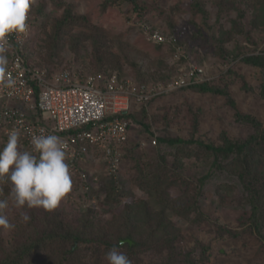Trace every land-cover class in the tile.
Masks as SVG:
<instances>
[{
  "label": "rangeland",
  "instance_id": "1",
  "mask_svg": "<svg viewBox=\"0 0 264 264\" xmlns=\"http://www.w3.org/2000/svg\"><path fill=\"white\" fill-rule=\"evenodd\" d=\"M41 1L45 2L44 10L50 19L62 15L63 8L56 7L50 0H30L29 12ZM65 1L73 3L74 12L88 20L87 28L73 29L84 31L77 47L72 48L66 41L56 55H49L51 21L42 29L35 27L25 45L28 63L44 70L49 80L62 70H69L79 79L95 73L97 57L104 59L111 52L116 56L111 59L119 60L121 68L118 71L108 66L105 72L117 79L157 84L184 70V62H177V56L183 54L187 62L202 66L206 81L218 89L201 92L183 88L153 98L144 104L150 133L141 125L131 123L128 147L137 145L134 151L140 162L147 161L154 166L159 153L164 154L173 172L190 180L196 181L209 171L212 174L199 200L203 219L173 218L180 234L172 247L140 250L129 257L132 264H185L191 259L197 264H264V243L255 234L243 230L250 207L238 180L226 171L213 168L211 158L205 153H199V158L186 155L180 165L173 167V157L168 152L175 147L158 142L154 145L157 136L193 138L214 144H222L227 139L244 141L264 129V69L243 61L245 55L264 54L263 8L256 0H224L222 6L206 1V13L202 15L192 11V0H138L139 11H134L125 0ZM150 26L167 37L177 38L181 48L177 56L168 43L158 46L149 39L146 30ZM98 33L101 40H96ZM221 38L226 40L221 42ZM0 54L6 56L3 52ZM239 113L252 116L259 127L239 119ZM38 123L49 124L50 120L38 117ZM5 143L0 135V148ZM18 147L27 149L22 145ZM100 160L99 155L94 164L87 165L91 173L96 172L98 182L95 179L84 184L71 178L69 192L55 208L63 221L77 225L87 213L97 220L107 221L132 197L156 204L135 183L138 167L134 159L125 157L114 178L108 176ZM260 170L264 174V165ZM105 183H113L117 192H123L119 201L105 200L99 189ZM224 183L233 184V190L222 191L220 185ZM86 190H90L89 195ZM0 200L8 201V207L0 210V214L14 225L11 228L0 226V245L9 246L20 240L18 228L25 222L22 217L30 207L15 205L7 178L0 179ZM202 248L205 259L200 263ZM110 249L105 244H79L80 262L108 264L105 254Z\"/></svg>",
  "mask_w": 264,
  "mask_h": 264
},
{
  "label": "trees",
  "instance_id": "2",
  "mask_svg": "<svg viewBox=\"0 0 264 264\" xmlns=\"http://www.w3.org/2000/svg\"><path fill=\"white\" fill-rule=\"evenodd\" d=\"M50 1L56 7L63 8L60 17L50 19L49 14L44 10L46 5L44 1L39 2L30 11V14L32 24L36 29L44 28L47 22L51 21V31L48 34V53L52 56L57 54V50L63 48L66 41L71 43L72 48L77 47L84 31L75 32L73 29L76 27L87 28L88 20L84 15L74 12L73 3L65 0ZM125 1L134 11L140 10L138 0ZM206 1H214L222 6L224 0H192V11L205 15ZM256 1L264 10V0ZM148 30L156 29L150 26ZM95 37L96 40L102 38L99 33ZM225 40V38H221V42ZM169 41L167 43L171 46L174 54L181 51L177 38L175 42ZM162 44L164 43H157L158 46ZM108 54L104 59L102 56L97 57L98 64L95 65V73L111 75L105 72L108 70V66L120 70V61L111 59L116 58L111 52ZM243 61L264 69V54H248L243 56ZM177 62H184L186 66L188 64L183 54L178 56ZM183 88L201 92L218 91L209 81L191 84ZM151 100L153 98L140 104L138 109L121 114L128 121L129 133L132 122L141 125L149 132V124L146 122L147 110L144 104ZM237 116L241 120L258 126L252 116L240 113ZM3 139L5 140V137ZM154 141V145L158 142V144L175 147L174 151L168 152L173 157V167L180 165L181 159L186 155L193 154L199 158V153H205L206 157L211 158L213 168L226 171L236 178L241 186L244 200L250 207V214L243 223V230L255 234L264 243V174L260 170L264 165V129H259L258 134L252 135L244 141L227 139L222 144L205 143L199 139H185L177 136H157ZM128 142L129 136L121 143H113V146L120 152L116 172L120 170L125 157L134 159L135 165L138 167L135 183L149 198L153 199L155 205L145 198L132 197L109 220H97L93 214L87 213L77 225L60 219V214L56 209L49 211L42 207H31L27 210L30 219L23 222L18 228L21 233L20 240L9 246L0 245V264H82L79 244H105L109 248L115 246L119 251L126 253L128 257L144 249L171 248L180 234L173 218L189 219L190 221L203 219L199 200L202 196L203 186L212 177L211 172L204 173L196 181L190 180L180 173L173 172L170 169L172 166L166 164L164 154L159 153L154 166L149 165L147 161L140 162V158L136 159L137 152L134 151L137 145L128 147ZM88 153L91 158L83 163L82 170L88 175L89 181L95 180L96 176L98 182L99 178L96 172L95 174L91 173L87 167L88 164L95 163L93 158L97 156V152L89 149ZM103 165L106 167V159ZM115 173H108V176L114 178ZM71 178L80 180L78 176ZM220 187L222 191L229 193L233 190L234 185L224 183ZM99 189L104 194L105 200L109 202L119 201L123 195V192L116 191L113 183L102 184ZM175 190L177 191L173 194ZM86 192L88 195L90 194V190H86ZM221 230L232 234L236 233V231L226 228H221ZM122 240H131V243L128 241L121 243ZM204 253L202 248L200 263L205 259ZM185 264H197V261L186 260Z\"/></svg>",
  "mask_w": 264,
  "mask_h": 264
},
{
  "label": "built area",
  "instance_id": "3",
  "mask_svg": "<svg viewBox=\"0 0 264 264\" xmlns=\"http://www.w3.org/2000/svg\"><path fill=\"white\" fill-rule=\"evenodd\" d=\"M27 23L26 32H11L4 37L3 53L8 63L5 76L0 79V135L7 142L9 133L17 131L18 145L27 150L32 149L33 136H59L67 144L70 176H78L84 184L89 182L82 170L83 163L91 158L89 149L102 157V163L107 160L108 173L116 172L120 152L113 143H121L129 136L128 121L122 113L138 109L158 95L207 80L204 68L189 61L181 73L157 84L119 80L103 73H90L79 79L69 70H62L49 80L44 70L26 60L25 45L35 29L29 11ZM146 33L156 44L176 41L158 30L147 29ZM4 79L15 83L5 86ZM38 117H45L50 123L40 124ZM97 156L93 158L95 162Z\"/></svg>",
  "mask_w": 264,
  "mask_h": 264
},
{
  "label": "clouds",
  "instance_id": "4",
  "mask_svg": "<svg viewBox=\"0 0 264 264\" xmlns=\"http://www.w3.org/2000/svg\"><path fill=\"white\" fill-rule=\"evenodd\" d=\"M29 8L30 0H0V53L4 51L7 34L27 31ZM7 63V57L0 54V79L5 76ZM4 83L11 87L15 81L4 79ZM18 140L19 133L13 130L0 148V179L6 177L10 182L11 196L17 207L27 205L51 211L72 185L67 144L55 134L39 135L33 136L31 150H21ZM7 207L8 201L0 200V210ZM22 218L25 221L30 219L26 214ZM0 226L14 227L3 214H0ZM105 258L108 264H132L128 255L115 246L105 254Z\"/></svg>",
  "mask_w": 264,
  "mask_h": 264
},
{
  "label": "water",
  "instance_id": "5",
  "mask_svg": "<svg viewBox=\"0 0 264 264\" xmlns=\"http://www.w3.org/2000/svg\"><path fill=\"white\" fill-rule=\"evenodd\" d=\"M124 241H128V242H130V243H131V240H122L121 242H124Z\"/></svg>",
  "mask_w": 264,
  "mask_h": 264
}]
</instances>
